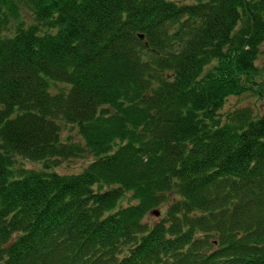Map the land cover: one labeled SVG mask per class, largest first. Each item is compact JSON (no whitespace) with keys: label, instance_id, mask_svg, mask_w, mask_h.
Returning a JSON list of instances; mask_svg holds the SVG:
<instances>
[{"label":"trees","instance_id":"1","mask_svg":"<svg viewBox=\"0 0 264 264\" xmlns=\"http://www.w3.org/2000/svg\"><path fill=\"white\" fill-rule=\"evenodd\" d=\"M263 46L264 0H0V264H264Z\"/></svg>","mask_w":264,"mask_h":264},{"label":"rangeland","instance_id":"2","mask_svg":"<svg viewBox=\"0 0 264 264\" xmlns=\"http://www.w3.org/2000/svg\"><path fill=\"white\" fill-rule=\"evenodd\" d=\"M263 50H264V46H263ZM262 62H264V56L259 61V63L263 65ZM244 97H245L243 98L244 100H242L241 97H235V96L232 97L231 99L227 101L226 109H234L242 105L252 106L253 104L261 105L262 107H264V95L254 96L252 94H249V95H245ZM88 161H90V158L84 159L83 157H76L71 160L64 161L60 169L67 173H77V172L82 171L88 165ZM149 218L151 220H155L158 218V216L155 214H151Z\"/></svg>","mask_w":264,"mask_h":264},{"label":"water","instance_id":"3","mask_svg":"<svg viewBox=\"0 0 264 264\" xmlns=\"http://www.w3.org/2000/svg\"><path fill=\"white\" fill-rule=\"evenodd\" d=\"M153 214H155V215H159V214H160V211H159V210H154V211H153Z\"/></svg>","mask_w":264,"mask_h":264}]
</instances>
